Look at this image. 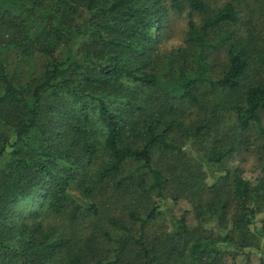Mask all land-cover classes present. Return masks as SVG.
Segmentation results:
<instances>
[{"label": "trees", "instance_id": "obj_1", "mask_svg": "<svg viewBox=\"0 0 264 264\" xmlns=\"http://www.w3.org/2000/svg\"><path fill=\"white\" fill-rule=\"evenodd\" d=\"M184 12L186 47L162 54L169 16ZM242 12L237 0L215 8L209 0H0V54L15 47L49 57L29 87L14 81L0 55V125L7 128L0 158L7 149L12 155L0 168V264H131L133 253L142 264H236L227 260L231 234L195 236L188 212L172 235L155 239L144 229L157 207L146 218L129 213L141 222L138 236L115 216L107 220L126 230L120 237L62 230L40 216L45 202L51 215L65 210L75 180L88 189L85 176L101 151L109 160L99 180L117 177L129 160L142 161L161 200L170 179L154 166L156 149L174 151L179 190L219 220L242 228L264 212V30H244ZM75 37H88L83 56L59 59L62 40ZM178 58L189 67L176 69ZM213 62L224 66L220 77ZM200 140L208 146L206 161L224 164L252 153L262 174L253 182L239 167L228 168L218 182L204 183V172L184 159L185 148ZM33 192L41 198L38 209L16 218L13 204ZM80 209H72V222ZM106 241L116 243L111 260L102 255Z\"/></svg>", "mask_w": 264, "mask_h": 264}, {"label": "rangeland", "instance_id": "obj_2", "mask_svg": "<svg viewBox=\"0 0 264 264\" xmlns=\"http://www.w3.org/2000/svg\"><path fill=\"white\" fill-rule=\"evenodd\" d=\"M209 2L215 8L222 6L226 0H209ZM237 2L241 3V11H243L242 21L240 22L241 27L244 30L248 27L264 30V0H237ZM31 18L35 19V17ZM196 19H199V17H196ZM28 20L32 22L31 19ZM169 20L168 29L160 45L162 54L186 47L187 12L179 15L172 14L169 16ZM260 37L264 38V34ZM87 41L88 37H75L74 41L70 43L62 40L56 50V56L63 60L71 53L76 58H81L86 51ZM0 55L4 56L8 70L14 81L29 87H31L30 85L33 84L35 79L44 74L49 62V57L46 55L35 54L33 56H25L22 49L15 47L4 49ZM177 61H180V58ZM213 65L212 72L214 76L220 77L224 66L219 62H213ZM179 67L186 68L189 66L186 61H180L176 65V69ZM71 69L70 67V71ZM81 70L84 69L81 68ZM259 72L264 77V68H259ZM202 91L204 95H209L207 85ZM46 95H50L48 101L53 99L50 91ZM232 121H234V118L230 120V122ZM6 131L7 128L0 125V134ZM9 135L13 141L15 136H13L11 131H9ZM99 136H101V139L103 138L104 133L102 130H100ZM185 142L187 141H182V143ZM253 147L259 152L256 145ZM207 148V144L200 140L190 143L184 150V159L191 168L204 172V179L202 181L206 184L215 183L217 178L228 168L233 170L239 167L241 174L249 179H253V182H255L257 175L262 174L260 168H258V166H261V163H259L258 156L255 154H246L243 157L236 156L235 158L228 159L224 164H220L206 161ZM11 157V149H7L4 153V158H0V168H3L6 164V159ZM108 160V154L101 151L85 176L84 182L88 189H84L80 180H75L69 187V200L65 205V210L60 215H51L48 210V203L45 202V206L41 210L40 219L52 222L62 230H78L80 233L85 232L86 235H91L94 231L106 230L113 236L120 237L126 233V230L111 225L107 220L108 216H115L128 226L132 234L138 236L140 234L139 226L141 222L132 220L129 213L136 211L139 217L146 218L149 211L157 207V214L147 223L144 229L148 239H155L157 237L165 238L172 235L175 221L184 212H188V225L191 232H195V236L207 237L213 235L214 237L221 236L223 238L228 233L231 234V243L225 246L230 251L227 257L229 263H264V226L262 223L264 212L258 213L247 227L236 228L229 218L223 222L221 219L219 220V216L215 211L205 208L206 205L202 206L200 204L201 206L199 207V205L186 196L187 194L179 190L180 186L178 183L183 178L176 179L173 175L174 167L171 164L178 163V158L176 160L174 151L156 149L154 153V166L163 168L165 177L170 179L161 200L158 199L156 189L150 188L153 177L149 169L143 166L142 161L129 160L124 165L121 174L117 177L99 180L96 177L97 172ZM172 168L173 171H171ZM176 196H180L179 199H174ZM40 200L41 198H38L37 192L21 196L12 206L13 215L17 216L16 218L27 216V213L38 209ZM76 204L80 205L81 209L77 219L72 222L71 212ZM91 205L98 207V214H93L87 209ZM19 220L17 219V221ZM99 241L101 240L99 239ZM102 246L104 249L102 255H104L105 259H113V250L116 247V243L106 241ZM131 256L130 260L128 259L131 264H142V259L136 253H133Z\"/></svg>", "mask_w": 264, "mask_h": 264}]
</instances>
